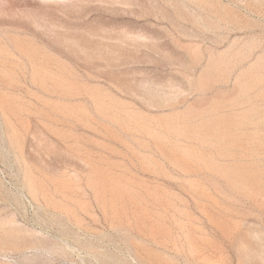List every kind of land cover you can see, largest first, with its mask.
<instances>
[{
    "label": "rangeland",
    "instance_id": "rangeland-1",
    "mask_svg": "<svg viewBox=\"0 0 264 264\" xmlns=\"http://www.w3.org/2000/svg\"><path fill=\"white\" fill-rule=\"evenodd\" d=\"M0 40V264H264V0H0Z\"/></svg>",
    "mask_w": 264,
    "mask_h": 264
},
{
    "label": "bare ground",
    "instance_id": "bare-ground-1",
    "mask_svg": "<svg viewBox=\"0 0 264 264\" xmlns=\"http://www.w3.org/2000/svg\"><path fill=\"white\" fill-rule=\"evenodd\" d=\"M201 3V2H200ZM212 3V2H211ZM211 24V22H210ZM108 50V49H107ZM27 54H29L30 56H33L36 52L34 49H25L24 50ZM110 48H109V50ZM107 51V52H108ZM0 53L2 55H8L11 54L10 49L8 48L7 45L3 44L0 40ZM37 53V52H36ZM209 55V54H208ZM224 55V54H223ZM44 54H42L41 52H38V57H40V59L44 58ZM235 56V55H234ZM229 58V57H228ZM215 60V59H214ZM216 62V61H214ZM33 65V70H32V80L34 82H38L39 84H41L45 89H50L52 87H60L64 90H67V92H73V84H72V80L74 75L73 70L67 68L66 70V74L60 72L59 70L53 69V68H49L46 67L40 63H35L32 62ZM4 72L9 73L10 76L13 77L14 71L13 70H9L8 68L1 66L0 67ZM204 69V68H203ZM14 79V78H13ZM80 80V79H79ZM67 81V84L65 83ZM81 81V80H80ZM12 85V84H11ZM87 89L90 90V92H95L97 95L93 96V105L94 108L96 109V111H98L100 114L105 115L110 121H114L120 125H124L129 127L130 129H137L139 125V122H143L144 121V117H143V111H141L140 109H137L135 107H131L128 105V102L125 100H122L120 98H118L117 96H115L113 93L109 92L106 89H102L98 86H94V85H85ZM6 90V89H5ZM11 93V92H10ZM5 100V99H2ZM166 101V100H165ZM7 103V102H6ZM162 103V102H161ZM117 104H121L124 106V111L125 114H122L120 111L117 110ZM10 105V104H9ZM161 105V104H160ZM163 105V104H162ZM1 106V105H0ZM3 106V105H2ZM1 106V108H2ZM3 109V108H2ZM67 109L69 111H71V108ZM77 110L85 113V115H89V112L87 110V108H85L84 106H79L77 108ZM5 111V110H4ZM3 111V112H4ZM4 114V113H3ZM162 115V114H161ZM4 116V115H3ZM8 123L11 124L12 122L9 121V119H7ZM87 121V118L85 119ZM134 123V124H133ZM196 123V122H195ZM203 124V123H202ZM157 125V124H156ZM171 125V124H170ZM218 131V130H217ZM162 132V131H160ZM157 134V133H156ZM216 137V136H215ZM224 137V136H223ZM23 138L24 136L22 134H20L18 132V130H16L14 127H12V131L11 134L9 135V140L10 143L12 145H15V147L17 149H19L21 151V146L23 143ZM30 138V137H29ZM165 138V137H164ZM167 138V137H166ZM178 138V137H177ZM218 138V137H217ZM228 140V139H227ZM203 141V140H202ZM32 142V141H31ZM170 143V142H169ZM225 143V142H224ZM32 144V143H31ZM30 144V145H31ZM32 146V145H31ZM225 147V146H224ZM28 165V164H27ZM234 166V165H233ZM41 172V171H40ZM49 182V181H48ZM51 182V181H50ZM104 182V181H103ZM52 183V182H51ZM25 184L26 187L28 188L30 194L34 197L37 198L38 194L40 193V189H44V184L42 183V181H39L38 177H36L33 173V171L26 166L25 168ZM53 184V183H52ZM121 186L127 187V185L125 184H121ZM49 189V188H48ZM56 189V188H55ZM78 192V190H77ZM41 194L44 195V197H46L48 203H54L51 199H49L48 197V193L46 192V190H42ZM68 205V204H67ZM67 210V209H66ZM12 217V215H10ZM7 217V216H6ZM4 217V218H6ZM9 217V216H8ZM14 219V218H13ZM16 220V219H15ZM5 221V220H4ZM10 221V220H9ZM14 220H12L13 222ZM81 221V220H79ZM7 222V221H6ZM11 222V223H12ZM17 221L13 222L16 223ZM8 223V222H7ZM10 223V222H9ZM18 223V222H17ZM16 223V224H17ZM80 223V222H79ZM5 225V224H4ZM7 225V224H6ZM1 228V227H0ZM15 228V227H13ZM22 229V228H21ZM21 229L19 231H21ZM9 230V229H8ZM14 230V229H13ZM11 231V230H9ZM5 232V231H4ZM14 233V232H13ZM16 233V231H15ZM23 233V232H22ZM20 234V233H19ZM18 234V235H19ZM11 235V234H10ZM9 235V236H10ZM21 235V234H20ZM11 237V236H10ZM9 237V238H10ZM15 237V236H14ZM5 238V237H4ZM20 240V239H19ZM22 240V239H21ZM166 264V263H165ZM171 264V262H170Z\"/></svg>",
    "mask_w": 264,
    "mask_h": 264
}]
</instances>
